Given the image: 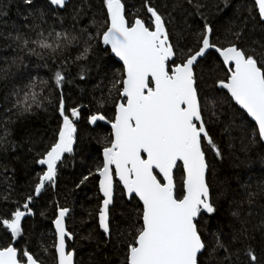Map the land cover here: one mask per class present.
Listing matches in <instances>:
<instances>
[{
  "label": "snow or ice",
  "instance_id": "1",
  "mask_svg": "<svg viewBox=\"0 0 264 264\" xmlns=\"http://www.w3.org/2000/svg\"><path fill=\"white\" fill-rule=\"evenodd\" d=\"M20 2L21 23L0 33L15 53L10 68L0 71L6 79L14 66L19 81L3 122L35 115V109L47 112L45 103L58 119L41 150L34 152L36 141H27L34 156L21 161L25 170L40 166L32 169L28 190L18 199L4 197L0 264H82L78 233L68 226L72 209L58 200L50 202V212L35 209L46 185L55 188L60 168L87 152L93 138L97 155L75 187L95 182L98 203L89 216L96 227L80 239L94 242L96 250L119 249L121 264H264V214L251 220L264 182L256 190L238 184L228 230L219 221L214 231L207 229L221 201L229 199L228 190L214 191L210 180L213 160L224 158L211 129L222 126L230 143L235 133L243 134L246 152L264 149V0H239L235 7L220 0L214 5L218 12L232 11L223 33L201 0H100V18L93 14L83 24L85 0ZM10 6V0H0V16ZM193 17L200 22L189 23ZM257 26L260 39L249 42ZM73 51L79 52L74 58ZM79 61L88 64L80 65L76 77L85 84L97 81L87 104L66 91L76 80L71 66ZM82 124L90 126L89 138L82 136ZM97 129L107 134L91 137ZM8 135L5 127V152L23 148L26 141L17 145ZM240 188L245 199L237 201ZM38 214L51 227L38 231Z\"/></svg>",
  "mask_w": 264,
  "mask_h": 264
},
{
  "label": "trees",
  "instance_id": "2",
  "mask_svg": "<svg viewBox=\"0 0 264 264\" xmlns=\"http://www.w3.org/2000/svg\"><path fill=\"white\" fill-rule=\"evenodd\" d=\"M81 0H72L73 4L79 5ZM138 3V0H136ZM159 5L168 3L171 5L174 0H155ZM180 3L183 0H179ZM202 3L206 4L207 7L202 9L210 20L213 21L217 29L223 33L229 27V19L232 17L231 10H224L218 12L214 5L220 3V0H201ZM230 3L235 7L239 0H230ZM10 8L8 9L7 16H0V33L7 34L14 31L13 25H19L21 23L18 12L24 10V6L20 0H10ZM88 5L91 7L88 8ZM223 8V5H220ZM86 11H88V16L84 18L81 22L87 23L89 18L95 14L99 19L100 11V0H85ZM71 10V6L69 11ZM227 13V14H225ZM61 16L65 17V23L70 24L71 19L67 16V13L61 12ZM51 22V21H50ZM199 23V17H193L189 19V23ZM250 42L251 40L260 39V30L257 26L254 32L250 33V36L246 37ZM8 41L0 38V70H7L12 64L13 56L15 55L12 48L8 47ZM78 51H73L71 56L74 58L78 55ZM32 61L36 62V57L31 58ZM88 61H79L76 65L71 66V74L76 77V73L79 71L80 65H86ZM16 72L14 66L11 67L10 72L7 73V78L5 72L0 71V136H4L5 127H7L10 135L7 136L8 141H14L17 145L20 144L23 139L26 141L23 148H17V151L13 152L11 147H8V151L5 152L3 147H0V208L4 207V197L8 196L11 199H18L25 191L28 190L29 182L34 179L35 172L32 171L34 168L36 172L39 171L40 166L30 165L27 170H25L23 163L24 159L31 160L34 156L35 151L41 150L43 143L50 142L53 134V130L57 126L58 114L55 112L54 108L45 103V107L48 111L45 112L43 108L35 109V115H30L25 118L17 119L15 115L11 117L15 123L7 124L3 121L8 120V116L5 114V109L11 107L12 97L9 93L13 89L14 82L19 81L12 75ZM35 74V73H34ZM41 76L47 78L46 70H42ZM26 82V81H25ZM95 79L90 80L87 84L80 81L78 77L74 83L67 85L66 91L70 92L74 99L79 97H84L83 102L87 104L92 100V88L96 84ZM22 86V85H21ZM81 89H84L82 92ZM37 92L40 91L39 88L36 89ZM47 95V93H45ZM95 95L98 97L100 93L97 91ZM7 97V99H6ZM87 114V110H85ZM89 127L86 125H81L82 136L88 137ZM212 135L215 137L218 144L221 145L222 151L224 153L223 160H210L214 162L215 175L210 177L213 185L214 191L216 189H227L229 192V199L226 201H221L218 213L216 216L208 221L207 229L208 231H214L217 222L219 221L225 225V231H227V225L231 220V208L233 190H237L238 184L251 185V189L256 190L257 184L264 182V149L256 147L250 151L244 150V137L241 133H235L234 140L230 143L229 138L223 135L222 126L217 125L211 129ZM103 136L106 135V131H101L97 129L96 132L91 133V137H95L97 134ZM29 139L36 141L34 147V152L27 153V148L32 146L27 143ZM99 145L96 140L91 139V145L88 147V151L84 153H78L75 157V161L68 164L66 167L60 168L59 175L57 178V185L55 188L48 187L42 192L41 197L37 198L36 211H49L50 212V202L58 200L61 205L67 206L72 209L68 219V226L71 230L78 233L77 241L75 247L79 253V259L82 264H121V259L123 257V252L119 249H113L111 247L105 248L103 250H96L95 243L80 239V237L88 235L89 231L95 229V221L90 218L89 213H95L97 206V189L96 184L93 181L89 183L86 187L81 186V188H76L75 184L78 181L79 174L85 170L86 166H91L94 162V158L97 155L95 149ZM27 154V155H26ZM67 155V154H66ZM19 157V159H18ZM15 169V171H13ZM245 189L240 188L235 192L236 200L245 199ZM49 205V208H45ZM247 204L244 205L245 210H247ZM260 214H264V197H260L257 200V204L253 209V216L251 218L252 222L255 223ZM40 229L44 226L51 227L50 220H45L39 216V214L34 218ZM31 223V220L29 221ZM125 225H121L124 228ZM50 241V234H47ZM51 264V261H49Z\"/></svg>",
  "mask_w": 264,
  "mask_h": 264
}]
</instances>
